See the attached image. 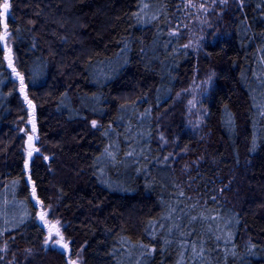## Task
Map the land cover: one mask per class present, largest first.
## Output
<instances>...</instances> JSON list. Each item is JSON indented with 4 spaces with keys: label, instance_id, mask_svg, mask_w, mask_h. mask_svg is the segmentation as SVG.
<instances>
[{
    "label": "trees",
    "instance_id": "trees-1",
    "mask_svg": "<svg viewBox=\"0 0 264 264\" xmlns=\"http://www.w3.org/2000/svg\"><path fill=\"white\" fill-rule=\"evenodd\" d=\"M8 4L0 264H23L37 244L34 196L56 205L82 264H264V0L222 6L198 58L176 26L180 0ZM4 24L46 157L25 150ZM197 65L215 72L204 134L180 121L164 146L163 113Z\"/></svg>",
    "mask_w": 264,
    "mask_h": 264
},
{
    "label": "rangeland",
    "instance_id": "rangeland-1",
    "mask_svg": "<svg viewBox=\"0 0 264 264\" xmlns=\"http://www.w3.org/2000/svg\"><path fill=\"white\" fill-rule=\"evenodd\" d=\"M3 1L5 2V0ZM234 3L235 0H180V7L183 12L176 26L183 31L185 37L184 47L193 52L195 57H199L207 36L215 27L213 26L214 21L220 17L221 7H231ZM2 33H7L6 37H9L5 24ZM6 37L4 56L6 67L15 82L25 111V117L20 126V133L25 141V150L29 153L28 157H34L36 154L46 157L41 146L37 144L38 131L34 100L27 92L23 76L15 62L10 39H6ZM214 76L215 72L209 67L197 65L193 69L192 75L183 81L182 86L176 92L174 101L168 110L163 113L166 117L164 119L169 122H164L165 120L161 119L162 121L159 123V142L161 144L165 146L170 141L171 148L176 145L178 132L171 126L174 123L177 124V122L180 124V121L181 124L183 123L184 129H189L193 134L199 136L204 134L208 111L207 105L214 84ZM218 185L230 197L234 194L236 196L238 193V188L235 189L232 184ZM222 196L227 195L222 194ZM33 199L38 207L36 220L42 228V233L34 248H31L23 256V264H62L61 258L67 259L66 263L63 264H82L80 250L71 245V241L64 235L65 223L59 217L56 205H44L35 196ZM242 199L243 195L241 194V196H238L239 202ZM188 264H192V260H188Z\"/></svg>",
    "mask_w": 264,
    "mask_h": 264
},
{
    "label": "snow or ice",
    "instance_id": "snow-or-ice-1",
    "mask_svg": "<svg viewBox=\"0 0 264 264\" xmlns=\"http://www.w3.org/2000/svg\"><path fill=\"white\" fill-rule=\"evenodd\" d=\"M2 7H3V12L0 13V15H5V14H7V11H8V8H9V4H8L7 0H5V2H4V4L2 5Z\"/></svg>",
    "mask_w": 264,
    "mask_h": 264
},
{
    "label": "water",
    "instance_id": "water-1",
    "mask_svg": "<svg viewBox=\"0 0 264 264\" xmlns=\"http://www.w3.org/2000/svg\"><path fill=\"white\" fill-rule=\"evenodd\" d=\"M7 33H2L1 34V42L4 44L5 43V37H6Z\"/></svg>",
    "mask_w": 264,
    "mask_h": 264
}]
</instances>
